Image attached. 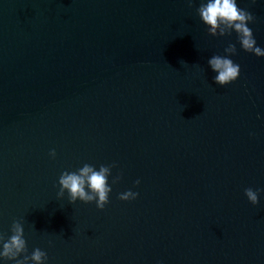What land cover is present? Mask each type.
Returning a JSON list of instances; mask_svg holds the SVG:
<instances>
[{
	"label": "water",
	"instance_id": "obj_1",
	"mask_svg": "<svg viewBox=\"0 0 264 264\" xmlns=\"http://www.w3.org/2000/svg\"><path fill=\"white\" fill-rule=\"evenodd\" d=\"M199 3L0 0V232L22 221L47 264H264V192L244 195L264 189V58L209 36ZM237 5L264 49V0ZM84 163L117 165L102 211L58 199Z\"/></svg>",
	"mask_w": 264,
	"mask_h": 264
},
{
	"label": "clouds",
	"instance_id": "obj_2",
	"mask_svg": "<svg viewBox=\"0 0 264 264\" xmlns=\"http://www.w3.org/2000/svg\"><path fill=\"white\" fill-rule=\"evenodd\" d=\"M188 7H194L195 0H185ZM252 4L256 0H251ZM196 14L208 29L211 37H230L235 33L237 43L246 52L258 58H264V49L257 46L253 30L248 26L255 23L254 15L247 9L240 8L237 0H200ZM235 43L229 42L224 48V55H213L207 63L210 69L216 73L214 82L221 87L234 83L240 75V65L230 58L237 55ZM181 63H184L183 61ZM254 135V134H250ZM51 159L56 158V151H49ZM115 163L111 165H95L84 163L76 171H64L60 174L58 184V199L68 195V202L76 204L77 201L84 204L95 203L97 209L104 210L109 203V194L112 187L109 185V177L112 176ZM122 179V173L112 178V185L118 184ZM140 180H136L134 187H138ZM264 189H244V195L248 202L256 206L259 204L260 193ZM139 193L131 189L120 193L118 199L123 202H131L138 198ZM48 255L40 248L28 252V244L25 239L23 222L14 219L9 232H0V261L4 264H47Z\"/></svg>",
	"mask_w": 264,
	"mask_h": 264
}]
</instances>
